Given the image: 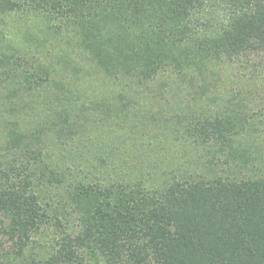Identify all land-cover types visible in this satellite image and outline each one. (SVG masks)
I'll return each mask as SVG.
<instances>
[{"label":"trees","instance_id":"16d2710c","mask_svg":"<svg viewBox=\"0 0 264 264\" xmlns=\"http://www.w3.org/2000/svg\"><path fill=\"white\" fill-rule=\"evenodd\" d=\"M0 264H264V0H0Z\"/></svg>","mask_w":264,"mask_h":264},{"label":"rangeland","instance_id":"374dc122","mask_svg":"<svg viewBox=\"0 0 264 264\" xmlns=\"http://www.w3.org/2000/svg\"><path fill=\"white\" fill-rule=\"evenodd\" d=\"M85 85H87V82L84 83ZM80 90H83V87H80ZM165 109V110H163ZM165 112V114H169L170 111H168V108L163 106L162 105V102H159V103H154L152 105H149V106H146L144 105V108H143V111L140 112L139 116H137L135 118V116L133 118H131V120H135V122L138 123V125L140 126H145V127H148V128H152V131L151 134L153 135L155 130H157L156 126H157V122L152 118L151 119V116L155 115L156 116V113H159L157 114V117L159 116H162V113ZM155 123V124H153ZM149 125L151 127H149ZM147 131V130H146ZM131 132V130H130ZM129 132V129L126 127V130L125 132H113V133H108V132H105V133H99L98 134V145H99V148L101 150V152L105 151L108 147H112L114 149H116V151H118V153L121 155H123V157H127L129 156V154L131 155H136V153L140 152L142 153L143 155H145L144 153V149L142 148V140L141 138L134 134L135 137H133V134L132 132L130 133ZM150 134V135H151ZM132 141H135L136 144L133 145V147H129L128 145H130L132 143ZM144 147V145H143ZM127 150H130V153L129 151ZM179 150V149H177ZM164 155V151L163 150H160V151H153L150 155L147 156L148 158V161H155V162H158L159 165L162 164V157ZM165 159V158H164Z\"/></svg>","mask_w":264,"mask_h":264}]
</instances>
